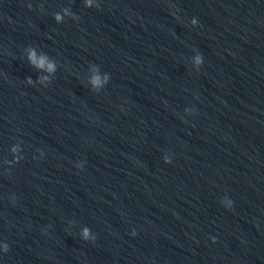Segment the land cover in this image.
<instances>
[{"label": "clouds", "instance_id": "1", "mask_svg": "<svg viewBox=\"0 0 264 264\" xmlns=\"http://www.w3.org/2000/svg\"><path fill=\"white\" fill-rule=\"evenodd\" d=\"M56 19L59 20L60 17L57 16ZM30 59L32 60V62H33L34 64H37L38 67H41V68L44 67L45 60H44L43 58H41L40 61L37 63L36 58H35V53H32V54H31ZM48 67H49V70L52 69V66H51V65H49Z\"/></svg>", "mask_w": 264, "mask_h": 264}]
</instances>
